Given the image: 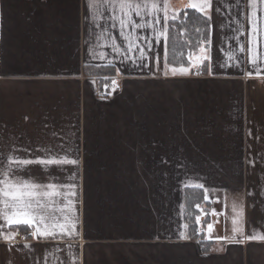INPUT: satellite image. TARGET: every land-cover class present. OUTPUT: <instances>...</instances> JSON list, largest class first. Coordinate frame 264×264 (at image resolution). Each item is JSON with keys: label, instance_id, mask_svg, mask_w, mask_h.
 Returning a JSON list of instances; mask_svg holds the SVG:
<instances>
[{"label": "crops", "instance_id": "1", "mask_svg": "<svg viewBox=\"0 0 264 264\" xmlns=\"http://www.w3.org/2000/svg\"><path fill=\"white\" fill-rule=\"evenodd\" d=\"M256 2L264 18V4ZM170 3L183 7L186 0ZM236 11L217 15L214 5L211 61L184 65L188 75L173 76L169 67L165 76L163 60L157 69L154 59L141 67L117 57L113 68L121 73L99 78L85 71L106 63L89 51L100 28L86 0H0V152L51 148L78 161L50 170L59 183L75 185V235L0 240V264H44L56 247L65 264H264V242L243 238L264 234V196L258 195L264 186V75L249 77L247 51L239 53L228 39ZM241 21L247 49L249 25ZM261 28L257 51L264 52V19ZM110 31L122 44L119 25ZM230 46L241 56L239 66L227 60ZM157 47L163 56V44ZM103 51L114 56L111 48ZM104 85L119 90L100 97ZM22 175L48 182L38 164ZM189 178L208 196L211 220L200 237L213 243L208 253L198 252V239L185 227ZM237 197L242 234L233 232ZM49 264H55L51 257Z\"/></svg>", "mask_w": 264, "mask_h": 264}, {"label": "snow or ice", "instance_id": "2", "mask_svg": "<svg viewBox=\"0 0 264 264\" xmlns=\"http://www.w3.org/2000/svg\"><path fill=\"white\" fill-rule=\"evenodd\" d=\"M86 3L92 20L100 28L97 45L89 51L93 59L106 61L103 67H113V60L117 57H123L122 64L131 60L133 64L141 67H148V64L144 63L145 60L151 63L154 59L157 69L163 60L165 76L168 75L169 67L173 76L190 74L189 68L183 63L185 48L188 50L187 60L190 67H197L203 65L205 61H211V20L215 5L217 15H222V9L237 10L234 18L229 20L232 35L228 39L236 41L239 45V53L247 51L248 63L251 65L247 75L249 77L254 74L264 75V52L257 51L259 37L262 35L261 20L264 18L257 16L256 0H248L247 5H244V0H186L179 11L172 8L170 0H86ZM260 3L264 4V0H260ZM241 17L249 25L247 49L240 42V37L244 35ZM108 21L112 22L110 26ZM117 24L122 44L116 42L110 31V28L116 27ZM219 27L224 29V23ZM161 44H163V56L157 47ZM105 48H111L114 56L109 57V54L103 51ZM135 53L139 55H130ZM149 53H154V56L150 57ZM226 55L228 61H235L237 66L241 64V56L232 46L229 47ZM177 59L180 60L179 67L175 66ZM116 72L119 75L121 69L117 68ZM209 74H212L211 69ZM112 83L116 84V81L113 80ZM56 147L62 150L64 145L60 144ZM19 152L30 155H34V152H43V155L22 158L17 155ZM252 162L249 161V163ZM33 164L42 166V170L48 176V182H42L39 178L30 175L27 177L22 175L28 171V166ZM69 164L76 165L78 161L69 159L66 155L60 156L58 153H53L51 148L29 150L13 146L7 153L0 152V221H2L0 222V240L9 243L21 230L26 240L36 241L57 240L75 235L76 218L70 215L73 206L71 197L75 195L73 191L75 185L59 183L58 177L50 174L53 166L61 167ZM184 187L202 189L204 185L189 178ZM248 195L252 196L253 193L249 192ZM258 195L264 196V186L258 187ZM204 200H208L207 195L204 196ZM189 207H191L190 202ZM196 207L199 208V204ZM233 211L236 213V218L232 221L233 232L242 234L239 217L243 214V204L239 197L233 202ZM196 222H200L199 216H196ZM208 229L211 231V224L208 225ZM180 236L181 239L187 238L184 233ZM243 238L249 242H264V234L259 233L246 235ZM220 239H227V237ZM23 248L28 249L29 252L33 251L32 245L28 243H25ZM59 251L62 250L56 247L53 252L47 253L44 264H49V257L55 264H65L56 256V252ZM33 264H40V262L33 260Z\"/></svg>", "mask_w": 264, "mask_h": 264}, {"label": "trees", "instance_id": "3", "mask_svg": "<svg viewBox=\"0 0 264 264\" xmlns=\"http://www.w3.org/2000/svg\"><path fill=\"white\" fill-rule=\"evenodd\" d=\"M178 39V37H176ZM187 48L184 50V57H183V63L184 65H188L189 62L187 60ZM170 64L171 56L169 57ZM175 66H180V60L177 59L175 62ZM85 71L88 72L89 75L94 76H114L116 74V71L113 67L107 68L103 66H96V67H86ZM189 202L191 204V207H189ZM199 204L203 205L207 204L204 200V191L203 189H193V188H185L184 190V219L187 223L188 230L193 238H197L196 247L199 253H208L212 251L213 243L210 241H206L201 239V236L196 235V216L199 214V208L196 207V205ZM208 222V218L205 220Z\"/></svg>", "mask_w": 264, "mask_h": 264}, {"label": "built area", "instance_id": "4", "mask_svg": "<svg viewBox=\"0 0 264 264\" xmlns=\"http://www.w3.org/2000/svg\"><path fill=\"white\" fill-rule=\"evenodd\" d=\"M119 90L118 87H116L115 91H111L108 87V85H104L102 86L98 91H97V95L100 97H107L110 96L113 93L117 92ZM200 217V222L197 223L196 222V235L201 236L204 234L205 229H206V218H208V222H210L211 220V215L210 213L204 214V215H197ZM25 240V235L22 233H19L17 235H15V238L13 241H24Z\"/></svg>", "mask_w": 264, "mask_h": 264}, {"label": "rangeland", "instance_id": "5", "mask_svg": "<svg viewBox=\"0 0 264 264\" xmlns=\"http://www.w3.org/2000/svg\"><path fill=\"white\" fill-rule=\"evenodd\" d=\"M172 8L174 9V10H177V11H179V10H181L183 7H181V6H172ZM207 213H209V210H208V208H207V206L206 205H200L199 206V214L198 215H204V214H207Z\"/></svg>", "mask_w": 264, "mask_h": 264}]
</instances>
